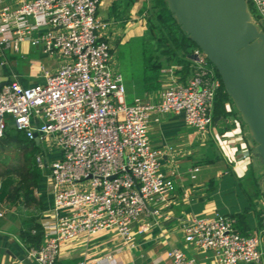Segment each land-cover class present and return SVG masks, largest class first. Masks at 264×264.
<instances>
[{"label": "built area", "instance_id": "1", "mask_svg": "<svg viewBox=\"0 0 264 264\" xmlns=\"http://www.w3.org/2000/svg\"><path fill=\"white\" fill-rule=\"evenodd\" d=\"M249 2L264 23V0ZM101 3L0 0V67L8 64L7 52L24 53L23 43L59 62L55 69L41 68L42 82L23 86L14 79L0 87V138L13 126L56 149L49 162L35 156L47 170L52 207L42 242L26 248L33 264H55L63 243L102 231H114L132 246L135 234L147 232L151 217L169 205L174 187L163 167L164 150L150 142V126L166 113L197 131L214 122L220 80L203 65L198 47L188 54V74L181 64L164 65L159 90L126 102L122 75L110 67V24L97 13ZM197 171L187 173L193 179ZM180 229L186 245L211 250L217 264L264 260V211L256 232H240L236 218L220 212L184 218ZM165 255L170 264H195L178 247Z\"/></svg>", "mask_w": 264, "mask_h": 264}, {"label": "crops", "instance_id": "2", "mask_svg": "<svg viewBox=\"0 0 264 264\" xmlns=\"http://www.w3.org/2000/svg\"><path fill=\"white\" fill-rule=\"evenodd\" d=\"M114 1L102 0L99 7V9L107 10V15L102 18L110 24V39L121 44L130 38L140 36V34H134L128 24H130V18H136L135 13H138V6L142 0H136L133 3L129 9V17H126L129 14L128 11L118 19L109 11ZM22 49L23 56L32 55L33 57L21 64L18 70L8 64L0 67V77H6L7 80L15 79L21 85L28 86L43 81L42 67L51 69L58 67L57 58L47 56L26 43L22 44ZM43 58H48L49 61L42 62ZM124 85L125 96L128 91L138 92L134 97H143L149 93L148 84L145 81L139 84L124 82ZM219 121L223 122L222 127L221 130H216L215 125ZM213 124V133L207 138L206 131L195 130L194 133L184 131L187 126L180 115L163 114L158 123L150 126L149 138L153 147L164 150L163 167L174 180L169 205L161 207L159 214L151 217V227L147 232L141 235L135 234L132 246L125 243L114 231H102L90 237H78L63 243L55 264H170L165 255V250L169 247H178L184 252H189L195 264H217L211 250H199L186 245L180 229L184 218L213 212L234 215L236 225L242 233L256 232L260 225V214L264 210L262 207L264 197L254 196V207H250L244 198L243 202L236 198L231 200V203L224 199V194L229 195L235 191L240 194L237 187L238 181L231 176L227 178L226 169L231 166L242 170L244 168L242 163L245 161H249V164L257 162L248 144L247 128L234 116H229L225 120L216 119ZM211 142L222 157L213 163H201L209 153L208 148ZM242 153H245V158L242 157ZM195 166L198 167L196 177L192 179L186 176L187 170ZM201 166H204L207 171L204 176L197 179ZM36 196L42 205L39 216L42 224L50 220L52 207L47 174L44 184L41 183L40 189H36ZM19 208L0 199L2 213L0 215V264H33L26 258L28 246L20 237L24 217ZM108 254L111 255L109 259L106 258Z\"/></svg>", "mask_w": 264, "mask_h": 264}, {"label": "water", "instance_id": "3", "mask_svg": "<svg viewBox=\"0 0 264 264\" xmlns=\"http://www.w3.org/2000/svg\"><path fill=\"white\" fill-rule=\"evenodd\" d=\"M166 3L180 29L217 70L247 128L251 152L264 165V31L252 21L247 0ZM6 82L0 77V87ZM33 140L40 144L36 134Z\"/></svg>", "mask_w": 264, "mask_h": 264}, {"label": "trees", "instance_id": "4", "mask_svg": "<svg viewBox=\"0 0 264 264\" xmlns=\"http://www.w3.org/2000/svg\"><path fill=\"white\" fill-rule=\"evenodd\" d=\"M135 1L136 0H115L111 4L109 11L115 18H121L124 13H127ZM147 2L150 4L149 9L151 13L146 17V29L150 39L154 40L159 47H164L162 51L165 54L164 61H160L156 57L158 62H153L149 68H153L157 71L164 65L176 63L182 65V74H188L189 66L192 63L188 54L190 50L193 47H197V45L187 37L173 19L167 7L166 0H142V7L138 10L139 14L144 13L146 9H148ZM126 17H129V14H127ZM208 62L211 64L209 60ZM213 70L220 80V87L216 93L213 104V120H225L229 116H234L241 124H244L231 99L225 92L220 76L214 66ZM0 142L15 145L21 149L23 154V163L21 166L6 168L3 172H0V199L6 200L13 205L26 208L37 204L41 210L42 205L36 196V189H40V184L43 181L42 172L37 166L35 159L39 151V145H37L33 139L27 138L23 132L11 129L9 126L5 130L3 137L0 138ZM208 150L209 153L201 163H213L221 159L222 156L215 150L213 142L209 143ZM249 165L252 166V162ZM236 227L238 229L237 225ZM32 230H34V232H32ZM20 237L28 247L39 245L42 242L43 226L39 221V217L28 216L23 218V227L20 230Z\"/></svg>", "mask_w": 264, "mask_h": 264}, {"label": "rangeland", "instance_id": "5", "mask_svg": "<svg viewBox=\"0 0 264 264\" xmlns=\"http://www.w3.org/2000/svg\"><path fill=\"white\" fill-rule=\"evenodd\" d=\"M149 2H147L146 11L142 14L135 13V19L130 18L129 28L132 29L134 34H140V36H135L130 38L124 43L118 44L116 41L109 40L112 45V58L110 61V67L116 72H119L122 75V78L125 83L129 84V82H135L139 84L140 82L145 81L147 85V90L150 93H154L159 90L161 87V70L157 71L153 68H149L153 62H158L156 57L160 61H164L165 54L163 53V46H158L157 43L150 39L149 33L146 29V17L151 13L149 9ZM142 5L138 6L140 9ZM248 10L251 13L252 20L256 23V25L264 31V23L258 17L257 10L252 6V4L248 3ZM129 15H130V10ZM127 11V12H128ZM98 15L101 17H105L107 15V10L103 8H98ZM203 53V52H202ZM33 57L32 55H24L23 53H13L10 54L7 52V60L8 66L14 67L15 69L19 68L21 64L26 63ZM42 62L49 61L48 58H43ZM195 65H199L198 62H194ZM203 65L206 68L212 69L213 66L208 62L205 58V62ZM18 70V69H17ZM214 71V70H213ZM138 94L136 91H128L126 93V102L128 104L132 103L134 99V95ZM221 121H219L215 125V129L218 130L222 127ZM244 125V124H243ZM214 124L212 123L209 128L206 130L207 138L213 133L212 127ZM11 129H14L13 126H9ZM245 127V125H244ZM185 128V127H184ZM221 130V129H220ZM186 132H195L194 128L188 126L184 129ZM56 151L55 147L51 144V142L42 141L39 144V151L37 154L43 156L48 162L51 157H53L54 152ZM255 160H257L255 158ZM23 163V154L20 148L16 147L13 144H4L0 142V172H3L6 168H12L21 166ZM253 164V163H252ZM244 168L242 170H237L235 167L229 166L227 170L229 178L230 176L236 178L238 181L237 187L239 188V193L237 191L228 194H224L225 201L232 202L231 200H235L236 198L241 199L243 202V198L246 199V203L250 205V207H254L255 197L259 198L261 195L264 197V165L257 163L256 165H249V161H245L242 163ZM44 184L46 169L40 168ZM206 168L201 166V171L198 172V178L204 176L206 174ZM224 171V170H223ZM186 176L189 177L188 173ZM255 196V197H254ZM19 211L22 213L24 218L28 216H34L38 218L40 216V208L37 204L32 205L28 208L18 206ZM264 208V206H262ZM187 255L190 256V253L185 251ZM261 264H264V260Z\"/></svg>", "mask_w": 264, "mask_h": 264}]
</instances>
